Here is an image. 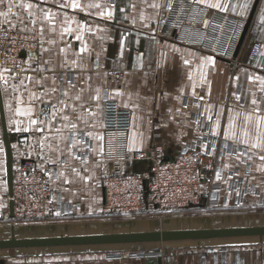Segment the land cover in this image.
<instances>
[{
    "label": "crops",
    "instance_id": "1",
    "mask_svg": "<svg viewBox=\"0 0 264 264\" xmlns=\"http://www.w3.org/2000/svg\"><path fill=\"white\" fill-rule=\"evenodd\" d=\"M254 1L211 0L227 5L226 11L209 8L205 4L199 6L247 20ZM76 2L80 7L74 9L70 6L72 0H12V13L7 17L0 16L1 25L38 34L37 44L23 54L26 71L19 73V79L26 76H34L36 79L48 76L49 79L42 82L47 88L63 87L69 90L72 97L83 90L80 101L83 108L69 101L70 107L64 113L58 114L57 119L50 120L48 125H40L43 131H36L35 126L29 127L28 131H17V128L28 126V119L14 114L13 109L17 106L16 97L22 94L27 100L28 93L23 88L19 92H13L11 88L7 91L0 89V106L5 130L13 135V139L10 140L12 163L20 158H32L41 164H56L57 169L50 181L51 186L57 192L60 202L69 210L72 206H79L71 214L57 215L49 224L28 223L27 229L37 232L22 238L85 235V230L93 224L88 219L89 216L93 212L101 211L104 198L100 179L108 172L109 165L102 158V139L94 137H102L105 96L116 100L120 106L131 111V126L128 133L130 150H149L154 145L161 144L168 155H172L177 148L187 143L191 145L192 142H194L192 145L203 150L208 148L214 150L221 142L233 144L230 140L225 141L223 129L227 126L230 115L235 116V123L238 125L243 117L252 111L253 94L259 107L264 109V101L260 99L264 97V92L259 91L258 81L249 79L264 77V71L249 69L248 57L254 41L264 42V23L261 22V17L264 16V0L258 1L243 43L235 51L238 61L236 66L226 59L181 43L176 39L175 30L168 27L160 29L159 16L168 0H76ZM26 3H31L34 7L25 9L22 5ZM153 3L161 7H150ZM64 4L69 6L61 7ZM244 4H247V8L241 7ZM4 11H7L6 5L0 4V12ZM109 13L111 19L108 18ZM65 28H70L71 33L65 32ZM78 34L81 35L80 40L76 39ZM84 45L87 46V51L81 52L80 49ZM206 59L208 62L204 63ZM186 60L189 61L188 64L184 63ZM45 61L48 62L47 65L44 64ZM73 61L76 63L73 64ZM40 65L54 71H32ZM116 71L120 73L119 77L113 78L111 73ZM189 73L193 75L192 80L189 79ZM53 77L56 80L55 84L52 83ZM68 77L72 78L74 88L68 89ZM238 77H242L244 83L240 82ZM19 79H14L10 83H18ZM193 82L196 83L195 89ZM25 83L32 88L28 81ZM97 90L100 95L98 102L91 99L96 96ZM33 91L40 93L44 88L37 85ZM193 92L196 93L195 96ZM237 96L239 100L236 99ZM60 98L58 91L45 99H49L57 107H62L58 104ZM35 107L39 110L43 105L37 102ZM73 107L76 109L75 112L72 111ZM93 113L95 115H92ZM217 113H221L219 115L221 134L213 136ZM236 113L239 115L236 116ZM64 114L77 124L76 130L70 131L64 127L65 121L59 118ZM78 115L82 116V119H77ZM209 116L212 117L211 120ZM58 128L61 129L60 132L56 131ZM87 133H92V137ZM0 146L4 148V152L0 153L2 162L0 240H4L12 235L15 237V226L11 222L13 219L8 208V170L1 114ZM147 167L146 162H138L132 164L131 170L141 173ZM262 168L264 161L256 155L245 163H237L235 157L230 155L221 159L222 176L219 180L221 198L218 206L225 207L228 211L219 218L227 222L215 228L264 226V171L259 170ZM72 169H76L79 175ZM247 170L250 173L247 181L259 194H247L243 201H239L237 192H232L229 187V176L233 171L242 176ZM60 173L64 175H58ZM65 178L70 182L65 183ZM226 239L233 240L227 242L229 247L219 259L215 256H205V248L209 246L207 245L199 252L192 248L193 252L166 251L163 254L152 253L139 257L134 255L135 251L118 250L115 254L122 255H115L114 258H109L105 254L96 256L85 253L82 254L84 256L81 254L75 256L66 264H264V236L178 241H226ZM234 244L251 246L235 247ZM86 246L91 245L9 248L0 251L34 249L28 252V255L38 257L43 256L45 252L36 251L37 249H72ZM32 261L34 262L33 259L12 262L6 257L0 258V264H38L37 260L34 263Z\"/></svg>",
    "mask_w": 264,
    "mask_h": 264
},
{
    "label": "built area",
    "instance_id": "2",
    "mask_svg": "<svg viewBox=\"0 0 264 264\" xmlns=\"http://www.w3.org/2000/svg\"><path fill=\"white\" fill-rule=\"evenodd\" d=\"M169 2V0H168ZM168 2L165 4L167 5ZM163 6L160 29L177 31L176 39L215 57L238 65L235 51L246 20L213 9L201 8L189 0H171V8ZM38 42L37 32H23L0 24V69L10 68L19 74L24 68L23 54ZM249 69L264 71V42L254 41L248 52ZM119 72H112L113 78ZM241 92V91H240ZM131 111L105 96L102 117V158L109 165L100 179L103 190L102 211L119 216H154L194 210L199 205L220 204V181L216 173L221 159L229 155L233 144L219 143L214 150H203L193 142L168 155L161 144L149 150L128 148ZM248 162L247 157H243ZM148 162L141 173L131 170L132 164ZM56 164H41L32 158L12 163V218L19 222L47 221L68 212L59 200L50 181ZM229 187L239 201L247 194H259L248 183L249 170L238 176L230 173ZM238 202V201H237ZM134 255H138L134 253Z\"/></svg>",
    "mask_w": 264,
    "mask_h": 264
},
{
    "label": "snow or ice",
    "instance_id": "3",
    "mask_svg": "<svg viewBox=\"0 0 264 264\" xmlns=\"http://www.w3.org/2000/svg\"><path fill=\"white\" fill-rule=\"evenodd\" d=\"M194 3L196 4H205L209 8H214V9H221L226 11L227 10V5L218 3V2H211V0H193ZM0 4H5L7 7V11L0 12V16L7 17L10 13H12V0H0ZM25 9H31L34 7L33 4L31 3H26L22 5ZM69 6L67 4L61 5V7H66ZM72 8H78L80 5L76 2V0H72V3L70 5ZM93 5H90V7ZM98 7V5H95ZM150 7L153 8H159L161 5L153 3L150 5ZM167 8H171V0H169L168 4L165 5ZM241 7L247 8V4L242 5ZM233 11H235V8H233ZM103 15V13H101ZM242 14V13H241ZM109 19H111V13H109L108 16ZM35 23V21H32ZM261 22L264 23V16L261 17ZM12 27H15V25H12ZM43 31V29H41ZM65 32H68L69 34L71 33L70 28H65ZM77 40L81 39V35L76 36ZM46 51V49H44ZM63 51V49L61 50ZM81 52L87 51V46L84 45L80 49ZM208 60L206 59L204 63H207ZM76 62L73 61V64ZM185 64H188L189 61H184ZM45 65L48 64L47 61L44 62ZM63 67V65H62ZM26 69L20 68V72H24ZM33 72L35 71H54L51 68H47L43 65L38 66L36 69H32ZM14 79H19V74H16L15 76L12 74V69L10 68H3L0 69V89L3 91H7L9 88L13 92H19L21 88H23L25 91L28 93L27 100L23 98V95H19L16 97V104L17 106L13 109L14 114L17 116H24L28 119V126L24 128H17V131H28L29 127L35 126L36 131H43V129L40 127L41 124L43 125H48L50 120H55L58 118V114L64 113L69 107V101H72L76 104H78L81 108H83V105L80 104V101L82 100V92L77 94L76 96L72 97L69 95V90L64 89L63 87L60 89H57L56 87L52 88H47L46 85H44L42 82L47 81L49 79L48 76H43L40 79H36L34 76H26L23 79H19L18 83H10V81ZM189 79H193L192 73H189ZM250 80L254 79L255 81L259 82V91L264 92V77H249ZM201 80L203 81V74L201 75ZM25 81H28L31 85L32 88L28 87V84L25 83ZM61 82L63 83V78H61ZM52 83L55 84L56 80L55 77L52 78ZM37 85H40L41 87L44 88V91L37 93L33 91V88L36 87ZM67 85L68 89L74 88L75 84L72 81L71 77L67 78ZM196 83L193 82V88L195 89ZM59 91L60 93V99L58 100V104L61 105L62 107H57L56 104H52L49 99H45L46 97H50L52 94H55ZM193 95L195 96L196 93L193 92ZM198 99H203V97H197ZM91 99L95 101L100 100V95H99V90H97V94L94 97H91ZM237 100L240 98L237 96ZM261 101H264V97L260 98ZM39 102L40 104L43 105V107L39 108V110L36 109L35 105L36 103ZM251 104L254 106L252 111L245 115L243 117V120L240 124L235 123V116L230 115L228 118V124L227 126L223 129V137L225 141H232L233 142V147L229 151V155L232 157H235L237 160V163H245L246 161L242 159L243 157H247L248 159H251L253 155L258 156V158L261 161H264V109H261L258 105L257 99L254 97L253 94V99L251 100ZM97 106L99 104L97 103ZM187 106V105H185ZM199 107V105H197ZM86 110V109H85ZM208 110H211V106H209ZM72 111L75 112L76 109L73 107ZM179 111V110H177ZM221 113H217V120L214 125V130L212 131L213 136H219L220 133V122H219V115ZM92 115H95L94 113ZM236 116L239 115V113L235 114ZM40 117H44V119H40ZM60 119L65 121L64 127L69 129L70 131H74L77 128V124L72 122L69 119V116L67 114L60 115ZM77 119H82V116L78 115L76 117ZM212 117L209 116V120H211ZM197 123L199 124V121L197 120ZM211 127V126H210ZM57 132H60L61 129H56ZM89 137H92V133H87ZM96 139H102V137H94ZM74 141V138H73ZM74 146V142L73 145ZM15 147V145H13ZM225 148H228L227 143H225ZM4 152L3 146H0V153ZM2 163V162H0ZM227 167V165H226ZM261 171H264V168L259 169ZM73 172H76L77 175L79 173L77 172L76 169H72ZM58 175H64L63 173H60ZM231 175L229 176V179H231ZM216 179L220 180L221 179V173L218 171L216 173ZM70 181L65 178V183H69ZM59 215V213H57Z\"/></svg>",
    "mask_w": 264,
    "mask_h": 264
},
{
    "label": "rangeland",
    "instance_id": "4",
    "mask_svg": "<svg viewBox=\"0 0 264 264\" xmlns=\"http://www.w3.org/2000/svg\"><path fill=\"white\" fill-rule=\"evenodd\" d=\"M259 41L262 42V40ZM242 79H243L242 77H238V80L240 82L243 81L244 83V80ZM146 164L147 166L149 165L148 162H146ZM70 208L71 209L70 210L68 209V212L65 214H71L72 212H74L73 210H77L79 206L77 207L72 206ZM227 211L228 210L225 207H220V206L208 207L204 203L199 205V207H197L196 209L187 212H176L168 215L156 214L154 216H149V215L132 216V217L119 216V215L104 213L101 209V211L93 212L89 216L90 218L88 219L90 220V222H93V224L92 226H88L84 234L87 235V234H101V233L200 229V228H210V227L215 228V227H220L227 222V221L225 222L223 220H219V218H221L223 214L227 213ZM56 216L57 214L51 220L34 221V222H19L12 218L13 220L11 222L15 226V237L22 238L25 236H29V234H34L37 232L34 230L29 231L27 229L28 223L49 224L55 220ZM106 222H114V223L109 224ZM229 240H233V239H226V241L225 240L168 241V242H157V243H135V244H126V245H106V246L91 245V246L79 247V248L75 247L72 249L71 248L37 249L36 251L45 252L43 253V256L39 255L38 257H32L31 255H28L29 254L28 252H31V250L34 249H10V250L0 251V258L6 257L8 261H12V262L14 260H18V261L24 260L26 262V260L33 259L34 262H36L37 260L38 264H62L63 262L64 264H66L68 262H71V260L75 256H80L79 254L82 255L85 253L93 254L96 256H101L102 254H105L108 255L109 258L110 257L114 258L115 255H122L120 253L115 254L117 253L118 250L122 252L135 251V253H137L138 254L137 256L139 257V256H148L151 255L152 253L163 254L166 251L174 252L180 250L185 252L186 250H190V252H193L192 248H195L197 252H199L201 251V249L205 248V246L209 245L205 248L206 252L203 251L205 252V256L208 255L211 257L215 256V258L219 259V257L224 254V251L227 250L226 248L229 247V244L227 243L229 242ZM233 246L243 247V246H251V245L244 244L241 246V244L239 245L234 244ZM51 252H60V253L52 254Z\"/></svg>",
    "mask_w": 264,
    "mask_h": 264
},
{
    "label": "water",
    "instance_id": "5",
    "mask_svg": "<svg viewBox=\"0 0 264 264\" xmlns=\"http://www.w3.org/2000/svg\"><path fill=\"white\" fill-rule=\"evenodd\" d=\"M258 1L259 0L254 1L251 12L246 20L242 34L238 41L236 51L243 43V40L247 33L248 27L250 25ZM0 114H1V120L3 126V134L5 138L8 185H9L8 196H10L12 191V185H11L12 156L10 150V140L13 139V135L8 134L5 130L1 106H0ZM8 208H9V215L10 217H12L11 201L8 202ZM240 236L262 237L264 236V226L101 233V234L38 237V238H16L12 235L9 239L0 240V249L52 247V246H78V245L135 244V243L167 242V241H178V240H205L212 238H227V237H240Z\"/></svg>",
    "mask_w": 264,
    "mask_h": 264
}]
</instances>
